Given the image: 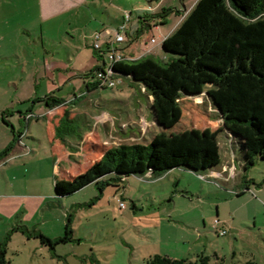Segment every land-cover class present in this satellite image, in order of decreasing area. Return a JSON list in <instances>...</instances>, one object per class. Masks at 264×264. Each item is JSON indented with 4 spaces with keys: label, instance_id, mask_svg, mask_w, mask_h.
I'll list each match as a JSON object with an SVG mask.
<instances>
[{
    "label": "rangeland",
    "instance_id": "374dc122",
    "mask_svg": "<svg viewBox=\"0 0 264 264\" xmlns=\"http://www.w3.org/2000/svg\"><path fill=\"white\" fill-rule=\"evenodd\" d=\"M195 2L0 0V243L9 264H145L155 255L193 262L199 254L211 264H264V160L244 170L240 140L223 126L226 104L206 93L182 99L180 119L164 131L137 83L115 76L114 88L97 85L96 68L103 59L110 65L107 44L138 59L150 56L142 54L147 48L166 63L162 41ZM150 15L143 28L139 18ZM122 26L125 41L114 43ZM104 31L98 57L94 36ZM48 96L69 112L72 129L61 143L58 121L45 116ZM131 121L139 127L130 130ZM204 130L217 147L212 168L174 167L56 195L55 180L83 174L109 148L155 138L172 146ZM68 220L69 242L51 250L35 237H63Z\"/></svg>",
    "mask_w": 264,
    "mask_h": 264
},
{
    "label": "trees",
    "instance_id": "16d2710c",
    "mask_svg": "<svg viewBox=\"0 0 264 264\" xmlns=\"http://www.w3.org/2000/svg\"><path fill=\"white\" fill-rule=\"evenodd\" d=\"M155 17H140L139 22L143 28L151 27L150 21ZM161 47L169 55L166 63L148 56L118 62L112 67L117 76L141 85L151 96L153 120L164 131L172 129L180 119L179 101L206 93L214 103L226 104L223 126L240 140L244 170L257 158L264 160V0H196L179 26L162 41ZM51 98L48 96L43 100L49 110L65 105L63 100ZM70 125L69 112L64 109L54 129V136L60 143L71 132ZM212 134L204 130L200 138L181 137L180 142L177 145L173 142L172 146L155 138L147 145L121 144L109 148L83 174L72 180H55L56 195H68L92 182L101 191L122 177L147 173L149 177L157 176L174 167L212 168L217 164V147L212 146ZM15 141L3 156L14 147ZM193 144L199 149L189 147ZM106 176L110 177L109 180L102 181ZM244 187L248 189L247 180ZM71 236L70 220L61 238L50 240L42 234H35L51 250L58 243L69 242ZM6 252V244L0 243V264H9ZM145 264L211 262L203 254L193 262L155 255Z\"/></svg>",
    "mask_w": 264,
    "mask_h": 264
},
{
    "label": "built area",
    "instance_id": "2783aa9c",
    "mask_svg": "<svg viewBox=\"0 0 264 264\" xmlns=\"http://www.w3.org/2000/svg\"><path fill=\"white\" fill-rule=\"evenodd\" d=\"M130 18V15L128 13L124 14V20L125 22L128 21ZM124 30V26L119 28L115 32V37H114V43H122L125 41V36L122 34V31ZM109 34L108 31H104L102 33H96L94 36V44L93 48L94 50L101 56V47L99 45V40L101 39L102 36ZM154 40H151V43H153ZM113 44H107V49H108V60L110 62V65L107 66L106 61L103 59V66L99 68V70L96 73V78H97V85L100 87H108V88H114L116 86V81H115V76H117L114 71H113V65L122 62L126 60V57L119 53L116 52L112 48ZM120 207L123 208V204H120ZM224 232H221L220 235H224Z\"/></svg>",
    "mask_w": 264,
    "mask_h": 264
},
{
    "label": "crops",
    "instance_id": "0c3cea01",
    "mask_svg": "<svg viewBox=\"0 0 264 264\" xmlns=\"http://www.w3.org/2000/svg\"><path fill=\"white\" fill-rule=\"evenodd\" d=\"M144 56H148V55H150V56H153L152 55V52H151V50H149V49H144L143 50V53H142ZM143 56V57H144ZM138 59V57L136 58V57H133V55H131L130 57H126V60H130V61H132V60H137ZM130 83H132V82H130ZM138 86H139V88H140V92L141 93H143L144 95H148V93L146 92H144V88L141 86V85H139L138 84ZM147 97V96H146ZM147 98H149L150 99V102H148V107H149V111H150V113H151V110H150V105H151V96H149L148 95V97ZM65 107H66V103H65V105H63V106H60V107H56V108H54V109H52V110H49L48 109V111L45 113L46 115L45 116H47V115H49V118H50V120L52 121V120H55V121H58V119L60 118V116L62 115V113H63V111H64V109H65ZM58 114L60 115V116H58ZM138 117H140V116H138ZM143 120V119H142ZM144 121V120H143ZM55 124H56V122H55ZM55 124H53V127L55 126ZM137 125V127H139V125L140 124H138V123H134V121H131V123H130V126H129V128H130V130H135V128H136V126H134V125ZM144 124H146V122L144 121ZM120 127V126H119ZM127 131H129V130H127ZM127 131L125 132V133H127ZM132 135V134H131ZM87 136V135H86ZM66 158V157H65ZM67 160H68V157H67ZM65 174H68V173H65ZM64 174V175H65ZM3 199V198H2ZM6 199H8V197H5L3 200H6ZM4 202V201H3ZM0 203H2V201H0Z\"/></svg>",
    "mask_w": 264,
    "mask_h": 264
}]
</instances>
